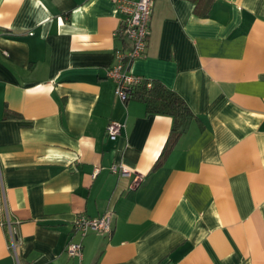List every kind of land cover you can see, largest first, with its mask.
I'll return each instance as SVG.
<instances>
[{
    "label": "crops",
    "instance_id": "obj_1",
    "mask_svg": "<svg viewBox=\"0 0 264 264\" xmlns=\"http://www.w3.org/2000/svg\"><path fill=\"white\" fill-rule=\"evenodd\" d=\"M122 18L113 0H0V264H264V0H154L130 72L183 99L176 136L114 93ZM107 212L110 234L74 229Z\"/></svg>",
    "mask_w": 264,
    "mask_h": 264
},
{
    "label": "built area",
    "instance_id": "obj_2",
    "mask_svg": "<svg viewBox=\"0 0 264 264\" xmlns=\"http://www.w3.org/2000/svg\"><path fill=\"white\" fill-rule=\"evenodd\" d=\"M116 8L123 14L117 33L125 37L129 41L128 50L119 51L116 54V61L108 69L107 75L115 83L114 93L122 101L132 98L133 88L142 84L150 87V82L141 76H137L130 72L133 62L141 57L147 47L149 36V23L152 14L154 0H113ZM124 127V123L119 121H110L107 125V135L114 138L119 135ZM99 169L96 167L94 172ZM113 172L127 174L129 171L125 167L112 166ZM94 173V174H95ZM74 229L79 233L80 237H84L88 233L110 234L112 230V216L107 212L100 217L77 216L73 221ZM9 238L11 246H15V230L8 223ZM81 241L70 242L66 246V253L69 257L82 258Z\"/></svg>",
    "mask_w": 264,
    "mask_h": 264
},
{
    "label": "trees",
    "instance_id": "obj_3",
    "mask_svg": "<svg viewBox=\"0 0 264 264\" xmlns=\"http://www.w3.org/2000/svg\"><path fill=\"white\" fill-rule=\"evenodd\" d=\"M148 81V80H146ZM133 99L141 100L148 113L164 114L172 117V135H178L193 116L183 99L158 81H151L150 87L144 83L132 91Z\"/></svg>",
    "mask_w": 264,
    "mask_h": 264
}]
</instances>
